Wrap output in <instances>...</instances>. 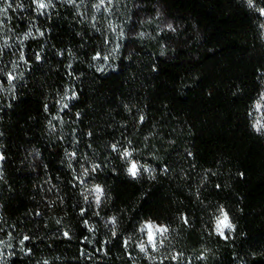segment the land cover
Listing matches in <instances>:
<instances>
[{
	"label": "trees",
	"instance_id": "1",
	"mask_svg": "<svg viewBox=\"0 0 264 264\" xmlns=\"http://www.w3.org/2000/svg\"><path fill=\"white\" fill-rule=\"evenodd\" d=\"M98 1L0 17V264H264V15Z\"/></svg>",
	"mask_w": 264,
	"mask_h": 264
},
{
	"label": "snow or ice",
	"instance_id": "2",
	"mask_svg": "<svg viewBox=\"0 0 264 264\" xmlns=\"http://www.w3.org/2000/svg\"><path fill=\"white\" fill-rule=\"evenodd\" d=\"M34 3H35V0H34ZM74 4V3H73ZM0 5H3V6H0V17H3V16H6L7 15V12H8V9L12 8V0H0ZM36 7H39L41 10H46V5L43 3V0H41V2L37 5L36 4ZM2 20H0V31H3V28H2ZM44 33L42 32L40 34V36H43ZM29 37H33L32 35H29L27 37V39H29ZM34 38V37H33ZM26 39V40H27ZM23 40H25L23 38ZM23 40H21V46H23ZM10 45H8V43H3L2 45H0V52H2L3 48L4 47H9ZM23 53V52H21ZM20 61H24V54H23V58L21 59V54H20ZM16 67L17 65L14 63L13 64V68H12V71L15 72L16 70ZM0 74H4V75H7V79H8V83L10 86H13L12 85V81L16 78L14 77L11 73H4L3 72V69L0 68ZM22 74V73H21ZM0 88H2V85H0ZM64 107H67V105H65ZM125 157H129L131 156V153H125L124 154ZM97 166H94L93 170L96 169ZM135 168H136V165L133 164L132 165V174L135 175ZM87 171V170H86ZM95 191H98L99 192V196L96 197V202H100V197L101 195L103 194V190L100 189V188H97ZM113 223H115V221L113 220ZM216 226H217V233L221 236L224 235V232H223V229L224 228H227L229 229V231L233 230L232 227H230V222H229V218H228V215L227 213H222V216L217 218V221H216ZM145 229L147 230V234H148V231L150 230L152 232V235L151 237L149 238L148 240V243L152 244L153 248H155V242H154V234H153V229L154 227L151 225V224H148L146 225ZM89 231H91V229H89ZM155 231L156 232H163V233H166L167 232V228H155ZM65 236H68V233L65 232L64 233ZM29 240V237H25L24 240H23V245L25 243V241ZM140 250L142 252L146 251L145 247L143 244L140 245Z\"/></svg>",
	"mask_w": 264,
	"mask_h": 264
},
{
	"label": "clouds",
	"instance_id": "3",
	"mask_svg": "<svg viewBox=\"0 0 264 264\" xmlns=\"http://www.w3.org/2000/svg\"><path fill=\"white\" fill-rule=\"evenodd\" d=\"M40 2H41V0H35V4H37V5H38ZM43 3L46 5V9H48V8H50V7H54V5H53V0H43ZM66 3H68V4H73V3H75V0H66ZM18 5H19V0H18ZM247 5H248L249 8H254L256 11L261 12V15H264V9H260V8H258V7L255 6V0H247ZM19 6L22 7V5H19ZM95 7H96L97 10H99V4L95 5ZM35 11L39 13V12H41V9H40L39 7H36V8H35ZM261 27H264V24H262ZM41 33H42V32H38V35H40ZM29 35H32V36L34 35V34L32 33V31H31V28L29 29V31H28L27 33L24 34V37H23V38L26 40L27 37H28ZM262 38H264V34H262ZM4 42H5V43H8L7 40H5ZM22 58H23V53H21V59H22ZM39 58H40L39 55H37V60H39ZM261 99L264 100V94H262ZM255 107H256L257 111H259L260 108H261V104H260V103H256V104H255ZM262 129H264V123H261L260 119H257V120L253 123V130H254L255 132H257V133H260ZM114 150H115V146H114ZM125 153H129V152H125ZM125 153H124V154H125ZM124 154H123V155H124ZM124 156H125V155H124ZM129 157H130V156H129ZM132 165H133V164H132ZM132 165H131L129 168H127L126 171H127V173H128L129 175L135 177V176L137 175V173H138V169H137V166H136V168H135V175H133V174H132ZM135 165H136V164H135ZM97 188H100V187H99V186H95L93 190L95 191ZM100 189H101V188H100ZM95 193H96V197L99 196V192H98V191H95ZM85 199H87V197H85ZM99 203H100V202H96L97 207L99 206ZM112 219L114 220V218H112ZM57 223H59V221H57ZM85 223H87V222H85ZM146 225H148V224H142L140 230H141V231H144ZM151 225H152L153 227H155L154 224H151ZM230 227H232V228L234 229L235 226H234L233 224L230 223ZM216 230H217V226H216ZM115 234H116L115 231H113L112 235L115 236ZM151 235H152V232L149 230V231H148V240H149V238L151 237ZM25 237H27V236H24L23 239H21V240L19 241V243H20V245H21V250H22V251H23V247H22V246H23V240H24ZM10 239H11V236H9V240H10ZM4 244H5V241L0 240V245H4ZM141 244H143V243H141ZM44 264H48V261L45 260V261H44Z\"/></svg>",
	"mask_w": 264,
	"mask_h": 264
},
{
	"label": "rangeland",
	"instance_id": "4",
	"mask_svg": "<svg viewBox=\"0 0 264 264\" xmlns=\"http://www.w3.org/2000/svg\"><path fill=\"white\" fill-rule=\"evenodd\" d=\"M91 1H93V0H91ZM93 3V7L94 8H96L95 7V5H97V4H99V10L100 9H107V5L106 4H104V3H101L100 1H98V0H94V2H92Z\"/></svg>",
	"mask_w": 264,
	"mask_h": 264
}]
</instances>
